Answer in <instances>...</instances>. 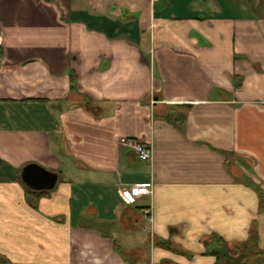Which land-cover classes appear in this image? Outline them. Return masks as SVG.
I'll list each match as a JSON object with an SVG mask.
<instances>
[{"label":"crops","instance_id":"0c3cea01","mask_svg":"<svg viewBox=\"0 0 264 264\" xmlns=\"http://www.w3.org/2000/svg\"><path fill=\"white\" fill-rule=\"evenodd\" d=\"M224 2L0 0L1 255L215 264L202 239L245 242L253 224L264 251V10L233 16ZM31 164L58 174L37 209L21 178ZM138 184L152 186L143 207L119 196ZM117 225L146 234L150 250L125 249L140 262L100 229Z\"/></svg>","mask_w":264,"mask_h":264},{"label":"trees","instance_id":"16d2710c","mask_svg":"<svg viewBox=\"0 0 264 264\" xmlns=\"http://www.w3.org/2000/svg\"><path fill=\"white\" fill-rule=\"evenodd\" d=\"M72 89L77 87V75L71 74ZM260 199V212L264 211V192L257 190ZM47 192H37L32 189L26 188L28 204L37 209L40 200L46 195ZM215 240L222 242L221 248H215L212 251H206L205 255H210L216 258L215 264H264V251L259 247V237L255 225L251 227L249 238L245 242L234 243L233 248L231 245L224 241L222 238L215 236ZM206 242L205 244H207ZM116 245V244H115ZM157 248H162L172 251L177 254H189L184 249L175 245L171 240L158 239L155 244ZM135 250L120 251L126 263H138L142 260L141 257L133 256ZM0 264H12V262L5 256L0 254Z\"/></svg>","mask_w":264,"mask_h":264},{"label":"rangeland","instance_id":"374dc122","mask_svg":"<svg viewBox=\"0 0 264 264\" xmlns=\"http://www.w3.org/2000/svg\"><path fill=\"white\" fill-rule=\"evenodd\" d=\"M224 4L227 7V5L229 4V15H233V16H248V15H255L256 10L260 9L261 11H263L264 9V0H224ZM228 1V2H227ZM211 4H208L207 6H209ZM243 5H246L248 8V10L246 12L243 11ZM138 206L143 207L145 205V203L143 201H140L137 203ZM101 231L103 232H111L110 234L117 239L118 241H120L121 243L123 242V247L124 249H131L135 246H142L147 248L148 250H150V244L147 241V237L146 234L140 230L137 233L134 234H127L126 232H124L123 230H121V228H118L117 226H113L110 229H107L103 226H101ZM206 242H208L207 244H205ZM231 245V248H233L234 243H229ZM202 245L204 246L206 251H212L215 248H221L222 245H224L222 242L215 240L214 235H211L205 239H202ZM190 250V249H189ZM191 251V250H190ZM172 252V251H171ZM173 255L177 254L172 252ZM179 256H185L186 259L188 260V262H191L192 258L197 256V253H193L190 252L189 254H178ZM166 262V261H165Z\"/></svg>","mask_w":264,"mask_h":264},{"label":"built area","instance_id":"2783aa9c","mask_svg":"<svg viewBox=\"0 0 264 264\" xmlns=\"http://www.w3.org/2000/svg\"><path fill=\"white\" fill-rule=\"evenodd\" d=\"M3 42L1 25H0V44ZM120 144L124 147L131 148L143 162H150L153 158V152L150 146L145 145L134 139L122 138L120 139ZM152 194L151 184H138L133 186H120L119 196L127 204L133 205L141 197H146ZM150 213V211H147Z\"/></svg>","mask_w":264,"mask_h":264},{"label":"water","instance_id":"95a60500","mask_svg":"<svg viewBox=\"0 0 264 264\" xmlns=\"http://www.w3.org/2000/svg\"><path fill=\"white\" fill-rule=\"evenodd\" d=\"M21 178L28 188L35 191H51L58 183V174L49 172L36 164L26 166Z\"/></svg>","mask_w":264,"mask_h":264}]
</instances>
